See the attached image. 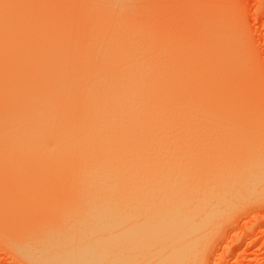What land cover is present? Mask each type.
I'll use <instances>...</instances> for the list:
<instances>
[{
    "label": "bare ground",
    "instance_id": "1",
    "mask_svg": "<svg viewBox=\"0 0 264 264\" xmlns=\"http://www.w3.org/2000/svg\"><path fill=\"white\" fill-rule=\"evenodd\" d=\"M13 1L0 0V174L3 183L19 184L23 198L47 201L39 220L18 228L24 240L55 230L51 264H200L215 221L264 191L259 101L249 100L258 102L248 114L253 104L245 112L243 102L241 109L226 101L229 95L221 99L214 80L220 72L211 68L210 79L205 65L193 75L194 63L184 65L172 45L156 42L160 34L150 30L152 38L130 18L133 0H84L86 28L75 45L63 43L52 17L37 18L32 3ZM201 71L209 78L203 84L212 80L209 88L219 94L206 91ZM245 74L225 80L246 89ZM232 91L236 99L247 95ZM255 111V129L251 122L246 128Z\"/></svg>",
    "mask_w": 264,
    "mask_h": 264
},
{
    "label": "rangeland",
    "instance_id": "2",
    "mask_svg": "<svg viewBox=\"0 0 264 264\" xmlns=\"http://www.w3.org/2000/svg\"><path fill=\"white\" fill-rule=\"evenodd\" d=\"M20 1L17 2V0H14L13 2L18 3V4L24 3L23 4L24 6L28 3H32L31 5L29 4L28 6L29 9L32 8L31 12L32 11L34 12L38 9L36 12H34V14L35 13L37 14V16L34 15L35 17L37 18L41 16L43 17L44 15H45L44 17L46 18L51 19L52 17V19L63 30L64 37H65L63 43L75 45L80 40L81 33L86 28L85 24L83 26L81 25L82 23H85L86 22L85 20L87 19L85 12L83 11L84 9H82L83 7H85L83 3L85 4L87 3L84 0H26V1L20 0ZM105 1L108 2L109 0H105ZM133 1H134L133 3L135 2L139 3L137 4V6H139L140 4L141 5L140 7H137V6L135 7L136 3L132 5L133 3L131 2V0H129V4L130 2L132 3L131 4L132 7L129 8L130 9L129 12L131 15L130 18H132V15H133L134 17L133 19L134 20L136 19V21L139 20L138 22H140L142 25H145V27H148L147 28L148 31L152 30L153 31L152 33L155 35L160 34L159 36L162 38V40H160L158 36H157L158 38L157 39L155 36V39H157L156 42H159V44L162 43L163 45H166L168 47L172 45L173 47L170 46L169 49L171 51L173 50L172 52L174 54L180 52L178 55L179 56L181 55L182 56V57L180 56L181 58L185 57L184 59H187L186 58L187 56H190V58H192L193 56L194 58V56L198 54V56H196V58L194 59H197L199 57L201 61H199V59L195 61L196 62L198 61V64L202 62L199 64V66L201 65L202 67H199L198 69H196L195 65L197 63L194 60L193 61L191 60L192 62L189 60L190 62L188 63V61L184 59L181 60L180 57H178V55L175 54L177 56V59L180 60L184 65L186 64L188 66L190 63H194L195 64L194 66L190 64L194 68L192 66H188L189 69L192 68V71L196 70V71H193L194 73L196 72L198 73L197 70H203V69L205 72L206 71L205 65H206V68L208 67V69L209 68L210 69L207 70L205 73L208 74L209 72L207 76H210L209 77L210 79L212 77L211 71H212V75H216V76L218 75V72H220L221 77L217 76L216 77L217 79H214L215 76L212 77L215 81L217 80L216 82L215 81L214 82L217 84L216 86L219 89H221L220 91L217 88L218 91L223 92V94L220 93V98L224 96V94L229 95V96H225L228 98L227 100L225 98V100L230 101V105H232L233 107L235 106V104L236 106L239 105L238 106L239 108L242 107V104H243V108L247 107L246 105L253 104L252 106L249 105V107L251 108L247 107L248 110L246 108L242 110L245 112L247 110L248 114H252L251 111H252L253 106L255 107L256 102L259 101L257 106H260L261 108L260 110H262L263 112L262 111H259V112L260 114L263 113V116L261 115L262 116L261 117L259 115L258 116L255 115V114H258L257 111H255L253 115L246 116L247 118L249 117L247 119L248 120L247 124H246L247 122L246 118H245L246 122H244L243 120V124H242L240 123L242 121L241 120L239 121V123L242 126L246 124L245 125L246 128L249 126L254 128L255 123L251 122L250 117L257 116L255 118L254 117H251V118H254V121L256 118H258V120L256 119L255 121L256 123L257 121L260 122V125L258 124L256 125L257 129L261 125L263 126L262 128L264 129V0H141V1L133 0ZM33 4L36 7H34ZM82 4L84 6H82ZM145 6H147V9L144 8ZM44 10L46 13L43 12ZM131 10L136 11L138 14H135V12L133 13ZM143 11H145V13ZM83 12L84 14H82ZM149 12H151V14H149ZM47 14L49 16H47ZM84 15L86 18L85 20L83 19ZM81 16L83 17L82 20L84 22L81 21L80 19ZM185 19L187 20L185 21ZM149 20L151 23L149 22ZM159 25L160 26L164 25V26L160 27ZM214 29H216V31H214ZM220 31H224L226 35L227 33L229 35L225 36V34ZM217 32H220V33H217ZM149 33L151 36L152 35L151 31ZM212 33L216 35V37L212 36ZM217 34H221L223 38L221 35L217 36ZM207 36L208 37L210 36V37L208 38ZM151 37L154 38L153 36ZM218 37L220 38L217 40ZM224 38L225 40H223ZM176 39L177 41L179 40V42L175 41ZM229 39L230 41L232 39V41L230 42ZM236 39L238 40L236 41ZM196 40L197 42H200L201 44L196 43ZM222 40L224 41V43H222ZM165 41L166 43L167 42L168 43L167 44L163 43ZM204 41L205 42L208 41V42L203 43ZM189 42H191V44H189ZM209 42H212L213 44H210ZM190 45L192 46L190 47ZM198 45H200V47H198ZM213 45L215 48H213ZM206 46L207 47L210 46V47L206 48ZM221 46L222 47L224 46V48H222ZM225 46L227 48L230 47L231 50L230 49L228 50L227 48H225ZM178 47H181V48H178ZM187 48H189L190 50L188 51ZM191 48H194L195 50ZM204 48L207 50H205ZM177 49H179V51ZM201 49H203L205 52L209 51L208 49H211L212 51L207 52L211 54H207L204 52L208 56L204 54V58H203L201 56L203 54H200L203 51ZM214 49H216L217 51L213 52ZM222 49H227V51L226 50L223 51ZM196 50H197V53L195 54L194 51ZM185 51L187 52L184 55ZM191 51L194 53H192ZM230 51H232V53L228 54L230 53ZM189 52H191L192 54L190 55ZM223 52L227 53V54H224V57L228 55L229 59H227V57L226 59L229 61H226L225 58H220L223 56ZM233 52L235 53L233 54ZM213 54L214 55L219 54L220 59H218V56L215 55L217 57V60H216ZM235 54L237 57L235 56ZM211 55L214 56L215 62L213 60L212 61L210 60V59H213L212 58L213 56ZM229 56H232L231 58H233V56L234 58L236 57L235 58L236 61L234 60V58L233 60L232 59L230 60ZM207 57L208 59H206ZM190 58L188 57V59ZM203 59L204 60L206 59V61H204ZM222 59L224 61L223 64H225V62L228 63V64H225L224 66L226 71L230 72L228 74L225 73L226 71L224 70V67H219V66H223L222 63L221 65L219 63L221 62ZM203 61H204V64H203ZM216 61L217 63H219L217 70H216L217 65H214L211 67L213 62L216 64ZM234 61L235 63L237 62L236 67L234 66L235 65ZM206 62L208 64L211 62L210 63L211 65L208 66ZM230 63L231 64L234 63V65H231ZM227 65L232 66V67H229ZM213 68H215L216 71L215 70L213 71ZM222 68H223V72L226 75L222 76V74H224L222 71H220ZM227 68L229 69L227 70ZM245 68L247 69L245 70ZM232 69L235 71L234 76H238V74H240L239 75L240 77L242 73H243V76L246 73L245 75H246L247 81L244 78L245 81L243 82H245V84L247 85L246 89H249L248 87L250 86L249 93H247L248 90L246 91L245 85L244 86L239 85L240 83L241 84L243 83L241 82L243 78L242 79L239 77H237L236 79L234 77H233L234 79L232 78L235 81V83H237L238 82L237 79H239L240 83L238 82L239 84L237 83V85H239L240 87L231 84L230 82H228L229 80H225L226 78L230 79L229 77L232 76V73L234 74V71ZM197 73L193 75H197ZM199 73L203 74V77H200L201 75L199 74L200 79H198L197 78L198 76H196L194 79V82H196L197 84L198 83L197 81L201 80V83L203 84L204 82L203 80L205 79L204 76L206 74L203 73V71ZM196 79L198 80L195 81ZM208 79H205L206 80L205 83L209 81ZM221 79H224V80H221ZM221 81H224V82L226 81L230 83L231 86L233 85L234 87L232 89L233 91H236L235 94L237 96H239L240 94H243L242 92L245 91L247 95L244 94L245 97L244 95H240V97L238 98L242 97L248 102H246L242 98L240 100L237 98L238 101H236L237 100L236 96L234 95V93H231L232 90L228 87L229 84L224 85L226 83H223ZM212 82L213 81L211 80L209 84ZM247 83H250V85H248ZM209 84L208 85L206 84V86L204 85V87L206 88V91L208 90L209 87H211V84L210 85ZM213 84L214 83H212V87L215 86ZM198 85H200V83ZM226 86L228 88H226ZM235 86L237 87L239 91L235 89ZM217 89H214V90L216 91ZM224 89L227 92V94L225 93V91H222ZM227 89H229L230 92H228ZM243 89L244 91H242ZM210 90L212 92L213 89L211 88ZM214 90L211 93V94L214 93L213 96H216L217 94H219V92L217 91L215 95ZM251 96H254L255 98ZM231 97H233V101H231ZM246 97L250 99L248 98L246 99ZM217 98H219V96H217ZM221 99H224V98H221ZM254 99L258 101L249 102V100H254ZM233 102H235V104H233ZM241 102L243 103L240 105ZM255 108L254 110H257ZM249 122H251L252 124L247 126ZM251 130L253 131V129ZM260 130L262 131V129ZM258 133L256 132L257 135ZM260 136H262V134ZM18 191H19V184L17 182L8 181L6 183H3V177L0 174V264H51L52 258L54 257V255L52 254L53 246L54 244H59L58 237H55V230L48 229L44 231H33L30 233V235L25 240H24L25 236L21 235V233L18 230V228L22 226L24 222L26 221L34 222V221L39 220V218L41 217L43 213L42 206L47 201H44L43 199H39V198L38 199L23 198L21 195L17 193ZM256 195L257 197H255ZM256 195L252 197L251 199L247 198L246 202H243L241 200L242 202L241 203L240 201H238L239 205L236 204L237 205L236 208L233 206L232 208L229 209L230 210L229 212L226 211V213L228 214H226L227 217L225 218L223 217L224 220H221L222 218L221 219L219 218V220L221 221L220 225L218 224L219 222L216 223L215 221L214 224L216 225L213 224L212 226L214 227L211 228V231L212 229L215 228L214 233L212 232L213 234H211V238L209 239L207 238L208 235L210 234L209 233L210 231H208L207 234L204 235V236H207L206 238L209 241L206 240L205 243L208 242L206 244V247L205 245H203L205 248L202 247L204 249V250L202 249L204 252L200 249V251L203 252V255L199 254V256L200 255L202 256V259L199 258L201 262V263L199 262L200 264H264V191H261L260 193ZM231 209L233 210L231 211ZM223 215L225 216V212L223 213ZM200 246H202V243Z\"/></svg>",
    "mask_w": 264,
    "mask_h": 264
}]
</instances>
